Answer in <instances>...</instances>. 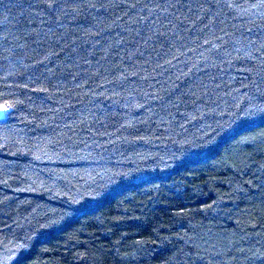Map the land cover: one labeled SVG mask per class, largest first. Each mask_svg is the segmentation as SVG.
<instances>
[{
  "label": "trees",
  "instance_id": "trees-1",
  "mask_svg": "<svg viewBox=\"0 0 264 264\" xmlns=\"http://www.w3.org/2000/svg\"><path fill=\"white\" fill-rule=\"evenodd\" d=\"M0 264H264L261 0H0Z\"/></svg>",
  "mask_w": 264,
  "mask_h": 264
},
{
  "label": "snow or ice",
  "instance_id": "snow-or-ice-1",
  "mask_svg": "<svg viewBox=\"0 0 264 264\" xmlns=\"http://www.w3.org/2000/svg\"><path fill=\"white\" fill-rule=\"evenodd\" d=\"M261 3H264V0H261ZM10 107V105H0V115L7 113Z\"/></svg>",
  "mask_w": 264,
  "mask_h": 264
},
{
  "label": "water",
  "instance_id": "water-1",
  "mask_svg": "<svg viewBox=\"0 0 264 264\" xmlns=\"http://www.w3.org/2000/svg\"><path fill=\"white\" fill-rule=\"evenodd\" d=\"M4 116H5V114H3V115H0V119H3V118H4Z\"/></svg>",
  "mask_w": 264,
  "mask_h": 264
}]
</instances>
